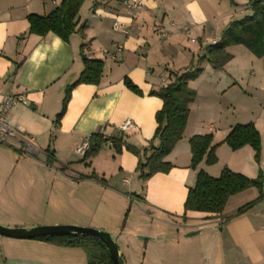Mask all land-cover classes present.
Returning <instances> with one entry per match:
<instances>
[{
	"label": "crops",
	"instance_id": "obj_1",
	"mask_svg": "<svg viewBox=\"0 0 264 264\" xmlns=\"http://www.w3.org/2000/svg\"><path fill=\"white\" fill-rule=\"evenodd\" d=\"M60 1L0 0V99L8 94L24 97L12 107L10 118L34 135L39 149L33 155L36 159L25 158L16 151L22 147L20 141L0 143V164L41 166L53 177H89L75 185L77 189L88 185L87 192L71 198L65 210L47 214L52 221L42 223L109 232L123 264H139L135 254L140 251L141 264H264V200L228 219L255 197V188L231 195L221 213L189 211L183 217L188 187L199 170L218 177L228 167L248 178L257 176L259 167L250 146L232 150L222 142L234 125L254 123L255 112L245 107L251 97L242 81H230L226 70L238 56L253 63L264 57L253 58L243 45H231L226 50L232 58L222 69L202 63L200 76L188 83L196 97L189 104L182 137L164 158L172 165L167 173L138 178V157L125 149L115 153L110 143L86 160L75 152L90 134L102 127L105 133H115L125 121L133 124L122 132L125 142L146 148L156 127L155 113L162 106L161 98L149 92L173 80L204 47L219 41L233 21L250 16L249 0H84L68 41L52 32L30 33L27 15H46ZM134 2L137 5L129 12L127 3ZM85 58L102 62L100 81L74 86L56 123L65 90L84 69ZM239 66L241 62L234 70ZM124 78L142 94L126 87ZM202 134H212V143H219L217 161L202 160L193 169L189 139ZM157 144L155 139L153 145ZM259 165L264 171V146ZM90 173L107 179L94 180ZM92 191L97 193L93 197L97 205L85 201ZM101 200L105 203L100 206ZM125 210L135 220L121 233L117 214ZM0 223L10 222L1 217ZM205 229L214 233L203 238ZM87 263L82 247L0 236V264Z\"/></svg>",
	"mask_w": 264,
	"mask_h": 264
},
{
	"label": "trees",
	"instance_id": "obj_2",
	"mask_svg": "<svg viewBox=\"0 0 264 264\" xmlns=\"http://www.w3.org/2000/svg\"><path fill=\"white\" fill-rule=\"evenodd\" d=\"M83 1L61 0L46 15H27L29 32L40 36L52 32L64 41H68L70 35L76 30V16ZM249 7L252 11L250 16L233 21L223 32L219 41L204 47L203 53L198 55L196 60L191 62L185 70L176 74L173 80L158 90L149 92V94L161 98L162 106L155 113L156 127L146 148L139 150L126 143L124 134L119 129V131L112 133L109 139L103 138L101 133L97 131L89 136V147L83 155V160L91 158L100 150L102 145L110 143L115 153H120L125 149L138 157L136 171L139 178L145 179L157 172L167 173L172 165L164 158L182 137L188 120L189 104L196 97V91L188 83L196 79L202 72L201 63L206 61L214 69H222L232 58V55L226 50L231 45H243L257 58L264 57V0H249ZM80 29L82 31L83 27ZM102 67L103 64L100 60L84 59V69L65 90L62 107L56 116V123L59 122L66 110L72 88L80 83L97 84L100 81ZM124 84L133 92L142 94L128 78H124ZM155 139L158 140L156 146L153 145ZM212 140V134L194 135L189 139L191 168L196 169L202 160H205L206 164H213L217 161L215 150L219 143L213 144ZM222 142L226 143L232 150L245 145L250 146L254 151V159L259 164L260 135L252 122L234 125ZM46 162L51 163L49 151ZM262 183L263 175L260 169L257 178H248L228 167H223L218 177H212L203 170H199L194 184L188 187L183 203V217L189 211L221 213L231 195L255 187L259 193L257 198L238 207L228 219L241 215L255 202L264 199ZM34 239L55 245L82 247L88 255L87 264H112L105 244L93 236L59 234ZM119 264H123L121 257Z\"/></svg>",
	"mask_w": 264,
	"mask_h": 264
},
{
	"label": "rangeland",
	"instance_id": "obj_3",
	"mask_svg": "<svg viewBox=\"0 0 264 264\" xmlns=\"http://www.w3.org/2000/svg\"><path fill=\"white\" fill-rule=\"evenodd\" d=\"M253 58H257V57L253 55ZM239 62H241V66H239V70L237 69L234 70L235 68L233 66L237 65V63ZM185 69L186 68H184L183 70ZM226 71L230 81L235 79L242 81L241 83L242 88L244 90H247V92L249 93L247 97L249 96L251 97L249 101L247 100L245 107L248 108L249 111H255L254 117L251 120L255 123L258 131L261 132V134L259 132L260 145H261V149H260V158H261L263 152V146H264V144H262V137H261V135L264 136V127L262 126V120H264V59H262L261 62L259 63L256 62L253 63L252 60L250 59L244 60V58L240 59V57L238 56L235 62L232 65H230V69ZM249 80L251 82H248ZM241 111L242 110H240V112ZM20 153H21L20 154L21 157H25V158L31 157L33 159L37 158L36 156L25 154L23 152ZM15 155L18 156V154ZM0 156L2 155L0 154ZM81 157L83 159V156ZM260 158H259V163H260ZM258 167L262 172L263 175L262 184L264 185V171L259 164ZM88 176H93V174L90 173L88 174ZM86 178L89 177H53L52 175H47L45 169H43L41 166H36L34 169H30V167H28L27 165L25 166L17 165L15 167V165L12 164L11 165L0 164V197H1L0 219L1 217H3L10 222L9 224L0 223V225L6 227H20V228H30L38 225H51L49 223H42V222H49L48 220L52 221V217L50 218L47 214L53 213L55 211L65 210L66 209L65 207H69L70 205L69 201L71 200V198L76 200L78 195H82L83 193L87 192L88 190H86V187L89 189V186L86 184L85 185L80 184L81 187L79 189L75 187V185L79 183L80 179H86ZM90 178L99 181L102 179L103 180L107 179L105 177H99L98 175H94L93 177ZM127 178L129 180L131 179L130 177ZM253 178H257V176ZM135 179L136 178H133L134 181ZM263 185L262 188H264ZM90 187H92L91 184ZM250 188H255V187H250ZM55 190H57V192ZM255 190H256L255 197L247 201L246 203L251 202L257 198L259 193L256 188ZM96 194L97 193L95 191H92V193L90 192L88 194L90 195V197L84 196L86 198L85 201L87 202L88 200V203H90V205H97L96 203L97 201H94L93 199V197H96ZM263 200L264 199L255 202L252 206H250L247 209V211L254 209V206L258 205ZM104 203L105 202L101 200L100 206L103 205ZM127 213L128 212L125 210L123 214L122 213L117 214V216H119L117 218V222L118 224L120 223L119 229L121 230L120 231L121 233L125 232L126 231L125 229L127 226L130 225V222H133V220H135L132 216L128 217ZM148 222L150 221L148 220ZM206 229L204 230L203 235H201V237L203 238L205 237L208 238L209 233H214L213 231H209ZM131 230H133V228ZM118 241H120V239ZM136 255L137 258L135 260H138V263L141 264L143 257L141 251L140 253H136L135 257ZM132 258L134 259V257Z\"/></svg>",
	"mask_w": 264,
	"mask_h": 264
},
{
	"label": "built area",
	"instance_id": "obj_4",
	"mask_svg": "<svg viewBox=\"0 0 264 264\" xmlns=\"http://www.w3.org/2000/svg\"><path fill=\"white\" fill-rule=\"evenodd\" d=\"M137 3H127V9L129 12H131L135 7ZM183 32L189 33V30L187 28L182 29ZM192 41L194 39H191ZM116 57L115 55L113 56ZM117 58V57H116ZM119 58V56H118ZM24 97L22 95H14V94H8L3 95L0 99V143L9 145L10 140H18L22 143V147L18 149L19 152H23L25 154L29 155H35L38 152V147L35 142L34 135L26 132L20 125L12 121L10 118V111L12 107L18 103L23 102ZM130 127H133V124L131 121H125L121 127L119 128L120 131L124 132L125 130L129 129ZM99 133L103 136L105 139H109L111 134L105 133L104 128H100ZM89 147V136L86 137L79 143L76 148L75 152L83 156L85 152L87 151Z\"/></svg>",
	"mask_w": 264,
	"mask_h": 264
},
{
	"label": "water",
	"instance_id": "obj_5",
	"mask_svg": "<svg viewBox=\"0 0 264 264\" xmlns=\"http://www.w3.org/2000/svg\"><path fill=\"white\" fill-rule=\"evenodd\" d=\"M59 234L88 235L96 237L105 244L112 264H119L120 255L118 245L112 238L111 234L102 229L69 224L38 225L30 228L6 227L0 225V236L16 239H33L41 236Z\"/></svg>",
	"mask_w": 264,
	"mask_h": 264
}]
</instances>
